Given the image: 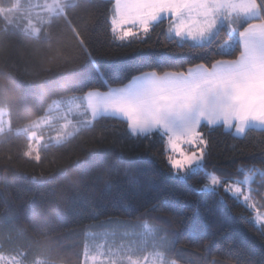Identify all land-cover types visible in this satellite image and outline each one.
I'll list each match as a JSON object with an SVG mask.
<instances>
[{
    "label": "trees",
    "instance_id": "trees-1",
    "mask_svg": "<svg viewBox=\"0 0 264 264\" xmlns=\"http://www.w3.org/2000/svg\"><path fill=\"white\" fill-rule=\"evenodd\" d=\"M13 2L0 0V6L11 7ZM113 3L63 2V12L51 15L37 35L24 30V20L13 21L17 18L11 15V24L0 15V75L6 80L0 86V107L7 109L10 123V130L0 133V253L20 257L23 264L41 255L49 264H59L52 259L80 264L68 249L79 254L82 232L118 222L167 229L160 235L174 240L173 250L164 256L168 262L236 264L246 254L259 259L264 254L260 239L264 226L254 222L258 209H249L223 188L201 191L204 172L187 182L172 179L162 145L153 141L151 152H144L147 142L137 143L123 120L99 116L61 143L42 146L38 161L25 155L28 139L15 130L44 115L56 99L117 86V66L137 50L148 51L146 44L112 39ZM166 27L167 22L156 29L148 44L168 43ZM91 55L96 64L89 63ZM262 140L256 133L245 140L217 131L205 171L239 176L242 162L255 161L259 166ZM116 145H124L123 154ZM124 168H131L137 177H151L170 204L138 197L133 185L117 174ZM252 184L256 208L259 202L264 215V181L257 176Z\"/></svg>",
    "mask_w": 264,
    "mask_h": 264
},
{
    "label": "snow or ice",
    "instance_id": "snow-or-ice-1",
    "mask_svg": "<svg viewBox=\"0 0 264 264\" xmlns=\"http://www.w3.org/2000/svg\"><path fill=\"white\" fill-rule=\"evenodd\" d=\"M165 22L168 43L148 44ZM109 23L114 41H137L148 45V51L137 50L117 66V86L91 91L96 114L126 122L137 143L147 142L146 153L158 141L172 179L187 182L204 172L201 191L223 188L255 210L251 184L257 176L264 181V147L259 166L255 161L238 166L242 179L205 167L217 131L245 140L250 133L264 137V0H114ZM89 63H97L93 55ZM116 148L123 154L124 145ZM117 174L133 185L138 197L170 204L151 177H137L131 168ZM254 222L264 226V215L258 214ZM162 231L167 229L145 226L140 242H150L156 250L142 256L140 247L121 249L117 264H148L150 257L152 264H163L174 240L161 236ZM260 239L264 241V231ZM236 264H264V254L259 259L246 254Z\"/></svg>",
    "mask_w": 264,
    "mask_h": 264
},
{
    "label": "rangeland",
    "instance_id": "rangeland-1",
    "mask_svg": "<svg viewBox=\"0 0 264 264\" xmlns=\"http://www.w3.org/2000/svg\"><path fill=\"white\" fill-rule=\"evenodd\" d=\"M67 1L69 0H28V3L25 4L24 0H14L11 7L0 6V15L11 24H13L11 15L13 18L15 16L17 18L13 21L24 20L26 22L24 30L32 35H37L40 32V27L49 21L51 15L58 11L63 12V2ZM90 93L84 96L56 99L48 106L44 115L15 130V133L23 134L28 139L25 155L38 161V151L42 146L49 143H61L74 135L80 128L89 126L95 118L99 117L96 114ZM9 130L8 111L5 107H0V133ZM229 176L233 179L243 178L242 175ZM251 189L254 190L253 184H251ZM252 193L253 191L250 193L251 203L256 205L257 200L252 196ZM145 226L152 227V225L143 224L137 228L133 225L111 222L88 228L79 237V254L75 255L74 248H69L68 252L78 258L80 264H117L120 250L129 247L142 248L141 255L143 256L156 250L150 242L147 245H142L140 242V234L144 232ZM52 261L59 264L64 262L60 259H52ZM149 261L152 262V260ZM68 263H72V260L65 261L63 264ZM0 264H23V261L20 257L0 253ZM30 264H49V261H46V255H41Z\"/></svg>",
    "mask_w": 264,
    "mask_h": 264
},
{
    "label": "crops",
    "instance_id": "crops-1",
    "mask_svg": "<svg viewBox=\"0 0 264 264\" xmlns=\"http://www.w3.org/2000/svg\"><path fill=\"white\" fill-rule=\"evenodd\" d=\"M113 2H114V1H113ZM85 107H86L87 110L89 109V108L87 107V104H86V103H85ZM258 204H259V205H258V208L255 209V211H256L257 209H258V211H256L255 214H254V215H255V216H254V221H255V217H256L258 214L263 215L262 212L260 211V208H261V207H260V203L258 202ZM255 224H256V223H255ZM256 225H257V224H256ZM257 226H260V225H257ZM149 260H152L151 257H150ZM162 260H163V264H170V262H168V261L165 260V257H163ZM148 264H152V262L148 261ZM158 264H159V262H158Z\"/></svg>",
    "mask_w": 264,
    "mask_h": 264
},
{
    "label": "clouds",
    "instance_id": "clouds-1",
    "mask_svg": "<svg viewBox=\"0 0 264 264\" xmlns=\"http://www.w3.org/2000/svg\"><path fill=\"white\" fill-rule=\"evenodd\" d=\"M6 80H5V76L0 75V86H3L5 84Z\"/></svg>",
    "mask_w": 264,
    "mask_h": 264
}]
</instances>
